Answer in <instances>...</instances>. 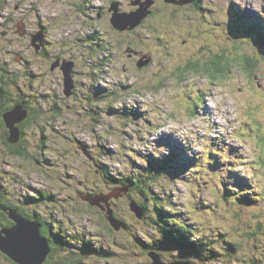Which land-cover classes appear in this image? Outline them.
I'll use <instances>...</instances> for the list:
<instances>
[{"label":"rangeland","instance_id":"1","mask_svg":"<svg viewBox=\"0 0 264 264\" xmlns=\"http://www.w3.org/2000/svg\"><path fill=\"white\" fill-rule=\"evenodd\" d=\"M93 3L108 7L110 0L0 1V63L10 71V103L26 98L32 115L23 126L24 157L9 151L0 120V187L8 200L29 214H55L63 235L98 249L91 254L82 242H63L67 251L53 262L68 255L76 264H140L148 244L166 240L155 228L153 206L140 219L125 193L109 199L126 222L109 231L106 209L90 206L79 192L157 174L150 189L165 199L169 216L162 225L180 232L170 218L183 221L206 253L187 258L189 248L179 246L162 250L164 257L264 264V59L256 57L262 49L254 37L240 31L244 23L264 30V0H199L207 10L190 0H154V13L132 32L115 30L110 12L90 13ZM17 25L28 32L46 26V55L34 50L30 35L15 32ZM245 54L257 62L251 78ZM63 56L74 63L71 95L61 63L52 68ZM219 56L230 67L213 79L208 62ZM139 60L149 64L138 68ZM191 62L204 71L180 78L177 70ZM27 195L46 199L30 202ZM253 230L258 234L251 238ZM0 264L15 263L0 252Z\"/></svg>","mask_w":264,"mask_h":264},{"label":"trees","instance_id":"2","mask_svg":"<svg viewBox=\"0 0 264 264\" xmlns=\"http://www.w3.org/2000/svg\"><path fill=\"white\" fill-rule=\"evenodd\" d=\"M1 1V0H0ZM170 3V2H169ZM194 6H196V8H203L205 10H207L205 8V6H202L201 4H199V0H196L194 3ZM1 10V9H0ZM211 11V10H210ZM174 15V14H173ZM172 15V16H173ZM0 16H1V12H0ZM114 26V25H113ZM115 27V26H114ZM116 28V27H115ZM243 29H240V31L243 33H247L251 36L254 37V40L257 42V44L260 46V48L262 49L261 51L255 52L256 53V57L259 59H264V30L261 29L259 27V25L256 24H247L244 23L243 24ZM162 34H164L163 32H161ZM92 42L93 39H88ZM256 44V45H257ZM246 65H244V70L247 71L248 76L251 78V76L254 74L256 68V61L252 58H249L248 55H246ZM225 58V57H224ZM256 58V59H257ZM243 59V58H242ZM225 60L226 58L223 60V56H219V57H215L213 60L208 62V67L210 69V67H212L213 72H209V76L213 79H215L217 76L220 75H225L226 73V69L229 66L230 67V62L229 64H225ZM227 65V66H226ZM136 66L138 68H140L138 66V62L136 64ZM0 68L3 69V74H0V83L2 84V87L5 88V93L4 94V100H3V107L5 109L11 108L12 106H14L17 103H23L25 106H27V100L26 98H23L24 100H21V98H14L15 99V103L14 104H10V99L13 100L12 95L13 92L9 90V88L7 87V75L10 72L9 69L5 66V65H1L0 63ZM202 69L199 68V63H190L189 66L185 69V71L179 69L177 70L176 74L178 73L180 78H184L186 75V71H194L196 73H198L199 71H201ZM204 71V70H202ZM206 72V71H205ZM15 78H17V81L15 82ZM19 77H14V78H10V82L11 83H17L18 82ZM9 102V104H8ZM29 110V109H28ZM2 115H0V120L2 121L3 126H7L6 122L4 119L1 118ZM32 117V116H31ZM31 117L26 118L21 124V134H24V129L23 126H25V124L29 123ZM27 133V132H26ZM258 133L261 135L262 137V133L260 130H258ZM10 136V131L8 130V134L5 136H2V138L4 139V142L7 144L9 151L19 157H24L27 155L28 150L26 149V145L24 143L25 138L23 136H21V139L19 142L14 143L11 142L8 138ZM180 157H182V155H180ZM167 170L170 172V170L167 167ZM171 173V172H170ZM172 174V173H171ZM105 175L107 180H111L110 176H111V172L109 171H105ZM157 175V174H156ZM155 176H153V174H151L150 176H144L143 178H136L133 176H128V178H125L124 180L121 178H115L113 179L114 184L113 186L108 185L107 190L104 189H98L95 190L93 188H89V187H85L86 191H82L79 192L80 195H96V194H108L110 192H112L113 190H115L118 187H129V192L127 193L128 198L130 199V201L135 200L136 202H138V204L143 207L144 209V217L148 214V211H151V206L152 207V211L154 213V215L157 216V221L154 220V225L156 230L158 229V232H161L164 235V238H166V240L164 242H162L161 240V245H159V243H153V244H148L149 245V250L146 254H150L151 251H156L158 253H160L163 256V251H169L170 248L174 251V250H179L180 248H189L188 253H191L190 255H187V258H195V257H202L203 255H206L205 252H202L201 250H199V242L197 241H191V235L193 234V230H191L189 225H186L183 221L177 220L175 218V216H171L170 220L171 222L175 221V225H179L178 229L180 230V232L176 231L174 228L172 229H166L165 225H162V221L163 219H165L167 216H169V213H167V209L166 205L163 203L165 201L164 198H160L157 194H155V192H153V190L150 189V185L152 184L153 180H155ZM133 177V178H130ZM231 188V187H229ZM138 193L144 197H148L150 198L147 201H141L139 199H135L134 197H132L135 193ZM152 192V193H151ZM226 194L228 195V190L225 191ZM242 193H246V192H242ZM240 193V194H242ZM7 196V197H6ZM9 196L7 195V190L2 187H0V203L5 205V206H11V207H15L18 208L25 216L32 218V219H37L40 221V223L42 224L41 227V232L42 234L49 239L50 243H51V247H52V253L51 256L48 258V260L46 261V263L44 264H71V262L73 264H76V262L71 261L68 255H64V256H59V260H55L53 262V258L55 255H62L63 254V250L67 251V249L63 248V242L69 244V243H73L75 241H79L83 243V247H85L86 250L89 251V253L91 254H96L98 249L96 248H89L88 246H90V242L84 240L81 236H65L63 235V233L65 232L62 223H60L54 216L55 214H51V215H44L42 212L40 211H35L33 214H29L27 212L22 211L18 206L15 205L14 201H9L8 198ZM235 198H239V195L237 196L236 194H234ZM26 198L31 202V200H44L46 199L45 196L41 197H33L32 195H27ZM49 198V197H48ZM246 200H249V197H246ZM227 199V198H226ZM159 200H161L162 204L159 203ZM87 202V201H86ZM234 202H236V199H234ZM14 203V204H13ZM90 206H94L92 205L90 202H88ZM95 207H100V206H96ZM114 216L115 218H117L121 224V227L123 228V226H126V222L123 219H120L116 212L114 211ZM143 217V218H144ZM142 218V219H143ZM161 223V224H160ZM14 224V221L11 220L8 216V214L3 211L2 209H0V228L1 227H8V226H12ZM165 224V223H163ZM185 225V226H183ZM260 227V226H259ZM109 231L115 230V228L111 225V227H108ZM66 233V232H65ZM67 234V233H66ZM258 232L256 230H253L252 233L248 234L251 238L257 236ZM67 241V242H66ZM207 243V242H206ZM198 245V246H197ZM80 246V247H82ZM180 246V248H178ZM77 248V246H76ZM78 249V248H77ZM82 250V248H81ZM1 252V251H0ZM3 253V252H2ZM57 253V254H56ZM68 253V252H66ZM196 253L198 254V256H196ZM4 254V253H3ZM6 255V254H5ZM105 255V254H104ZM107 255V254H106ZM7 256V255H6ZM8 257V256H7ZM9 258V257H8ZM178 259V258H174L173 261H185L188 260L191 263H193V261H191L190 259ZM11 259V258H10ZM83 258H80L79 263L81 262ZM196 259V258H195ZM12 260V259H11ZM13 261V260H12ZM14 262V261H13ZM15 264H17L16 262H14Z\"/></svg>","mask_w":264,"mask_h":264},{"label":"water","instance_id":"3","mask_svg":"<svg viewBox=\"0 0 264 264\" xmlns=\"http://www.w3.org/2000/svg\"><path fill=\"white\" fill-rule=\"evenodd\" d=\"M166 2L182 4L187 0H165ZM140 2V1H138ZM154 0H148L141 3V7L135 11L129 13H123L118 11V6L115 4L113 8L116 10L113 13L112 24L119 30H132L141 25L146 17L152 14ZM193 2V0H190ZM20 27V26H19ZM43 37L42 32H37L34 35V45L37 50H40L41 43L37 41ZM63 69L65 76V86L68 94L71 95L73 89V81L71 78V66L74 65L72 61H63ZM149 64V61H138L140 68ZM58 63L54 64V66ZM0 72L2 70L0 69ZM3 87L0 85V101L2 99ZM1 109V105H0ZM29 117V110L25 108L23 103H17L14 107L4 114V118L8 127L10 128L9 140L13 143H17L21 139V129L19 123L23 122ZM129 187H118L108 194H96V195H81V197L89 201L92 205L100 206L102 209H106L107 218L114 228L120 229L121 224L114 216L113 209L111 207L110 200L115 197L118 198L123 193L129 192ZM105 203V206L103 204ZM131 209L140 219L144 217V209L138 202L132 200ZM0 209L5 211L9 218L14 221L12 226L0 228V251L6 254L17 264H44L51 256L52 247L48 238H46L42 232V224L37 219H32L25 216L18 208L5 206L0 203ZM151 262L143 264H191L189 261H171L165 262L162 255L156 251L150 252Z\"/></svg>","mask_w":264,"mask_h":264},{"label":"flooded vegetation","instance_id":"4","mask_svg":"<svg viewBox=\"0 0 264 264\" xmlns=\"http://www.w3.org/2000/svg\"><path fill=\"white\" fill-rule=\"evenodd\" d=\"M136 1H140L139 2V4H137V5H134V4H130V5H127V7H129V8H131L132 10L131 11H135V10H137L138 8H140L141 7V3H143V2H146L145 0H136ZM195 1L196 0H193V2H191L192 4H194L195 3ZM155 3H156V0H155ZM117 5L118 6V11L119 12H123V13H129V12H131V11H125L124 9H125V7H126V4H125V2L123 1V0H110V5L108 6V7H106L105 5H99V4H92V5H90V7H87V9H89V12L91 13H93V14H95V12L97 13V15H98V17H100V18H102L103 16H108L109 14H108V12H110L111 13V17H110V23H111V25H112V27L115 29V30H119V29H117V28H115L114 26H113V24H112V17H113V13L116 11L114 8H113V6L114 5ZM191 4V5H192ZM89 6V5H88ZM154 8H153V12H152V14L154 13V10L156 9V7H155V4H153L152 5ZM151 14V15H152ZM151 15H149V16H151ZM148 16V17H149ZM147 17V18H148ZM146 18V19H147ZM145 19V20H146ZM145 20L143 21V23H141V25H139L138 27H140V26H142L143 24H144V22H145ZM41 26V25H40ZM138 27H136L135 29H132V30H124V32H132V31H134V30H136ZM8 30H6L5 32H3V35H5V34H8V32H7ZM37 31H41L42 32V34H43V37H42V39L41 40H39L40 41V43H41V48H40V50H37V48L35 47V45H34V40H33V38H34V35H35V33L37 32ZM119 31H122V30H119ZM15 32L16 33H18L19 35H21L22 37H24L25 39H27L28 37H29V35H30V39H31V46L34 48V50L37 52V53H40L42 56L43 55H46L45 53H46V50H45V48H46V40H47V32H48V30H47V28H46V26L44 27H39L35 32H28V31H22V28H21V26L19 27V25H17V31L15 30ZM48 42H49V40H47ZM66 58L63 56V58L62 57H58V59H57V61L56 62H54L53 63V65H52V68H53V70H55L56 69V66H54V64H56V63H61V65H62V72H63V61L65 60ZM74 61V60H73ZM75 62V61H74ZM1 70H2V72H0V74H3V69L2 68H0ZM73 73L75 74V72L73 71ZM63 84H64V81H63ZM0 85H2L1 83H0ZM4 94H6L5 93V88H3V96H2V99H1V101H0V105H1V109H0V115H2V119H4L5 120V118H4V114H5V112H7L8 110H10V109H12L14 106H12L11 108H8V109H5L4 107H3V100H4ZM8 104H9V102H8ZM11 104V103H10ZM32 115H31V111L29 110V117H31ZM5 122H6V120H5ZM22 123V122H21ZM20 123V125H23V124H21ZM7 125V124H6ZM20 125H19V127H20ZM6 128L9 130V128H8V126H6ZM20 129H21V127H20ZM21 136H22V134H21ZM14 144V143H13ZM127 194H125L124 196H126ZM123 196V195H122ZM127 196H129V195H127ZM131 202V201H130ZM110 203L112 204V200L110 201ZM95 206V205H94ZM54 217H56V219H59L56 215L54 216ZM163 257V259H164V261L165 262H171V261H173V259H168V258H166V257H164V256H162ZM143 261V260H142ZM185 261H188V260H185ZM146 262H151V256H150V254H147V258L143 261V262H141L140 264H143V263H146Z\"/></svg>","mask_w":264,"mask_h":264},{"label":"clouds","instance_id":"5","mask_svg":"<svg viewBox=\"0 0 264 264\" xmlns=\"http://www.w3.org/2000/svg\"><path fill=\"white\" fill-rule=\"evenodd\" d=\"M130 3V0H125V4H126V7H125V11H131L132 9L127 7V4Z\"/></svg>","mask_w":264,"mask_h":264},{"label":"bare ground","instance_id":"6","mask_svg":"<svg viewBox=\"0 0 264 264\" xmlns=\"http://www.w3.org/2000/svg\"><path fill=\"white\" fill-rule=\"evenodd\" d=\"M209 108H210V107H209V105H208V109H209ZM211 112H212V114H213L214 111L212 110ZM229 114H230V113H229ZM224 116H225V115H224ZM215 117H216V116H215ZM227 117H229V116H227ZM229 118H230V117H229ZM231 119H232V118H231ZM228 120H229V119H228ZM163 122H164V121H163ZM228 122H229V121H228ZM229 124H230V123H229ZM230 125H231V124H230ZM219 126H221V125H219ZM232 126H233V125H232ZM214 128H215V127H214ZM217 128H218V127H217ZM217 128H216V129H217ZM189 262H190V261H189ZM190 263H191V262H190ZM191 264H192V263H191Z\"/></svg>","mask_w":264,"mask_h":264}]
</instances>
